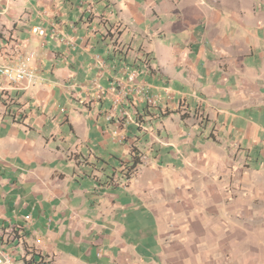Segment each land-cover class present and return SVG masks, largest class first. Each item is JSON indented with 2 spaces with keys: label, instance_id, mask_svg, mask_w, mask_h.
<instances>
[{
  "label": "crops",
  "instance_id": "obj_1",
  "mask_svg": "<svg viewBox=\"0 0 264 264\" xmlns=\"http://www.w3.org/2000/svg\"><path fill=\"white\" fill-rule=\"evenodd\" d=\"M64 1L0 0V63L9 61L19 51L32 50L37 54L32 81L9 84L0 76V233L14 236L7 240L12 248H7L0 239V251L14 255L16 260L26 241L42 255L53 258L51 264H210V257L200 252L206 245L166 240L179 233L173 217L163 218L165 210H175L172 202H178L175 206L180 209L177 200L180 195L190 205V199L194 201L196 197L195 191L190 194L188 189L180 194L173 187L190 184L191 178L179 174L176 165L171 164L165 167L171 172L168 178L148 180L145 173L146 177L137 178L127 186H113L110 178L116 175L117 160L122 157L110 153L107 156L93 144L97 133L104 139L117 141L112 131L117 129L121 138L133 125L128 120L132 119L131 115L125 118L127 122L120 120V114L126 115L127 110L113 107L109 97L96 96V85L108 86L113 77L121 75L123 63L130 64L129 56L116 52L109 38L99 32L96 25L103 24L96 18L106 16L113 25L118 11L117 18L129 20L128 30L121 32L118 42L127 39L128 31L166 32V24L160 23L163 19L173 25L175 36L168 44L169 57L163 64L157 60L159 80L154 84L159 88L147 84L160 95L171 91L174 101L168 97L157 109L162 111L186 99V104L202 107L201 111L209 115L207 127L212 123L219 127L216 139L223 142V127L231 126L230 132L236 131L231 135L233 145L243 140L249 145L258 137L255 133L253 136L246 132L247 137L237 133L239 126L235 127V123L240 122V110L257 111L254 99L258 94L262 96L264 19L255 18V5H200L197 0H194L197 5H163L167 4L165 0H94L92 5L79 0ZM61 5L69 13L77 10L80 25L77 21L73 25L67 22L61 25L58 11ZM139 14L147 20L141 22L137 18ZM36 25L46 27L47 34L33 33L31 28ZM52 27L57 33H51ZM79 28L86 29V33L81 34ZM165 32L156 37L165 38ZM94 40L105 48L107 60L92 54ZM77 49L82 55L87 49L90 51L94 61L90 69L72 54ZM90 70L96 71V75L88 76ZM81 78L88 81L81 85L77 83ZM140 80L145 82L143 78ZM78 88L85 95H95V98L86 95L81 102L82 110L89 112L83 117L77 113L81 110ZM60 97L77 104L71 115L65 114ZM137 103L134 102L139 117L152 113ZM95 109L97 113L92 114ZM99 120H103V126ZM92 121L95 123L90 124ZM118 121H122L123 127L118 126ZM154 123L163 128L161 137L170 132V141L175 146H185L186 142L184 152L198 153L193 129L182 142H177L183 132L180 124L174 126L167 118ZM255 125V121L249 122L250 128ZM140 129L136 127L133 131L136 141L142 136L152 138L153 131ZM160 155L156 157L159 159ZM192 158L185 168L194 174L197 164ZM146 211L154 213L155 237L150 244L146 237L148 224L144 222ZM193 214L194 209L190 217ZM42 227L46 237L41 235ZM31 234L47 242H35L36 236L34 241L30 240Z\"/></svg>",
  "mask_w": 264,
  "mask_h": 264
},
{
  "label": "rangeland",
  "instance_id": "obj_2",
  "mask_svg": "<svg viewBox=\"0 0 264 264\" xmlns=\"http://www.w3.org/2000/svg\"><path fill=\"white\" fill-rule=\"evenodd\" d=\"M59 1H63V3L65 2L64 0ZM79 1L84 4L88 3V5H92L94 2V0ZM165 1H167V4L165 3L163 5H197L194 0H175L173 3L170 0ZM197 1L200 5H255V7H257L256 9L254 8V12H257L254 13L255 18L261 20L264 19V0ZM57 3L59 4V2ZM109 3L106 4L109 5ZM58 11L61 15V25H64L65 22L72 25L76 21L77 24L80 23L76 9L69 13L68 11L66 12V9L64 10V5H61L60 10ZM118 14L119 12L117 11L116 15ZM116 15L113 17V19H116L113 20L115 21L113 25L108 22L106 16L99 15L96 19L103 25L100 26L97 23L96 27H99V32H101L102 35L109 38L111 44L115 46L114 48L116 52H123L125 55L129 56V65L138 68L140 79L143 78L146 83L159 88L154 84L159 80L156 77V73L159 71L157 60L162 64L166 63V60L169 57L168 44L170 38L175 36V32L173 31L174 26L167 24V22H163L165 21L163 19L160 23L166 24V32L160 31L159 33L152 34L141 31L136 33L128 31L126 34L128 35L127 39L118 42L121 32L128 30L127 27L129 26V20L126 18H117ZM92 18L93 17H91V19ZM137 18L141 22L147 20V17H143V15L140 14L137 15ZM91 28L92 27L90 26L89 29ZM79 31L81 34L86 33V29L83 28H79ZM163 32L166 33L165 38L156 37L157 34L160 36ZM153 37L155 38L153 39ZM92 42L95 46V49L93 50L94 53L92 54L101 55V57L107 60V52L105 53L104 51L105 48L100 44L97 45L95 40ZM79 50L80 49L73 51L72 54L76 55L77 61L83 62L84 66L86 67L87 65L90 69V66L94 63L92 57H90L91 55H89L90 51L87 49L84 55H82L79 54ZM117 66L120 65L117 64ZM87 75L90 77L95 76L96 71L90 70L87 72ZM78 81L79 82L77 83L83 85L84 82L86 83L88 80H86V78H81ZM149 89V93L156 96L158 90L153 89V86L152 89ZM261 89L260 92L262 96L258 94L254 99L255 105L258 107L257 111L253 109L240 110V122L235 123V127L239 126V131L237 133H240L243 136H245L246 132L253 134V136L254 133L255 135H258L255 139H252V142H249V145H246L247 143L245 140L239 143L238 141H235L234 145L232 144L234 139L231 138V135L236 131L232 130V132H230L231 126L230 128L226 127V129L223 127V142L216 139V136L220 132L219 127L213 123L211 126L207 127L210 121L209 115L206 114L205 111H201L202 107L196 105L194 107L186 104V99L184 102H180V104L175 103L174 105L167 106L166 109L163 108L162 111H159L157 109L158 105H162L166 98L169 97V99L174 101L173 93L169 90L166 92L167 95H164V93L161 92L162 95H160L159 100L157 98L153 105H147L145 102L137 103L139 104V107L142 108L146 106L147 110H151L152 113H149L152 116L149 114L148 116L142 114L143 116L141 115L142 117H139V110H136L135 104L126 105L127 113L126 115L120 114V120L128 118V116L131 115L132 119L128 120L133 125L129 128L124 137L120 138L117 133L118 130L115 129L112 131V134H115L117 141H114L113 138L104 139L102 134L97 133L95 142H93V144L95 143V145H97V149L105 151V155L108 156V153H110L112 156L122 157L117 160L119 168L116 170V175H112L110 178L113 186L118 184L121 186H127L131 181H134L137 178L146 177V175L148 180L150 178H168V176H171V172L168 173L167 168L165 167L170 166L171 164L176 165L179 169V174L191 178L192 181L190 184H180L179 186L173 187L175 188V191L177 190L180 194L187 193L188 189L190 190V194L192 191H195L196 197L194 198V201L190 199V205L184 201L182 198L183 195H180L181 198L177 197L180 209L176 208L178 202H172L175 210L171 212H168L169 209L165 210L166 213H163V218L170 217L172 219L173 217L174 222L176 220V229L179 233V235L168 237L166 240H176L181 244L191 242L192 244L197 243L206 245V248L201 249L200 252L205 254V256L210 257V264H264V88L262 87ZM76 93L81 99L78 107H81V102L86 95L90 98H95L94 93L85 95L79 88L76 89ZM253 93L254 91H251V94ZM60 99L62 98L60 97ZM61 102L62 106L65 108V114L71 115V110L74 109L77 104L65 102L63 99ZM132 106L135 111L132 109ZM97 111L98 110L95 109L94 111H91V113L94 114L97 113ZM79 112L82 117L89 114L87 110H82V107L80 111H77V113ZM162 118L172 120L174 126H178L179 124L182 126L183 132L180 134L181 136H179L180 138L177 142H182L183 138L188 136V131L193 129L196 134L195 149L198 153L188 155L184 152V149L187 150L186 142H184L185 146H182L181 144L175 146V143L170 141V132H166L165 134L167 135H162L161 137V129L163 128L156 126L154 121H158ZM126 120L127 119H125V121ZM250 121H255L258 126L255 125L254 128H250ZM97 122L103 126V120ZM89 123L94 124L95 122L92 121ZM231 123L232 122H229L228 124ZM117 124L120 128L123 127L122 121H118ZM151 125L155 126L151 128ZM134 127H137L138 129L142 128L140 130H149V132L153 131L152 138L150 136H142L136 141L133 137V131L135 130ZM67 129L69 130L68 126ZM125 131L126 128L121 131V135ZM100 142H102V144H100ZM236 143H238V146L235 145ZM177 147L181 152L177 151ZM222 149L223 152H221ZM164 151H167V153ZM162 152L164 153L163 155ZM208 152L211 155H209ZM158 154H161L159 159L156 157ZM191 155L192 157L195 155V158H192ZM133 157H136L139 162H131ZM191 158L196 160L197 164L196 170L193 171L194 174H192L191 170L185 168L186 164H190L189 162L191 161ZM212 158H215V160L210 163ZM206 162L211 165L208 166ZM156 167L159 170L156 169ZM204 193L207 195L204 196ZM153 196L154 194L151 195V197ZM175 198L176 197L171 200H174ZM164 202L169 205L168 201ZM193 209L194 217H190ZM144 215V222L145 224H148L149 228V234L146 235V237L148 236L147 238H149L150 244L154 242L153 237H155L153 235L155 232L154 213L152 211H146L144 212ZM40 231L41 235L46 237L44 236L43 227ZM7 233L8 232L0 233V239L3 244L8 246H6L7 248H12L13 245H8L7 240L13 239L14 236L12 233ZM29 236L30 240H33V236H36L35 242L37 243L47 242V240L42 241L37 239V235L35 234ZM202 238H204V241L201 240ZM23 243L21 246L22 248L18 250L15 256L17 260L16 264H25V261H30V264H37L34 263L31 254L27 255L25 251H32L35 254L41 255L44 264L52 263L53 258L49 255H42L39 252V249L35 248L31 242L24 241ZM26 248H28V250ZM36 261H39L38 258H36Z\"/></svg>",
  "mask_w": 264,
  "mask_h": 264
},
{
  "label": "built area",
  "instance_id": "obj_3",
  "mask_svg": "<svg viewBox=\"0 0 264 264\" xmlns=\"http://www.w3.org/2000/svg\"><path fill=\"white\" fill-rule=\"evenodd\" d=\"M47 28L36 25L31 28L33 33L40 36L47 34ZM51 33H57L56 28L50 29ZM37 54L35 51H19L9 61L0 63V76L9 84H16L23 81H32L34 78V62ZM116 68L115 65H111ZM121 75L113 77L110 84L106 87L96 85V96L98 98L109 97L113 107H121V110H126V105H134V102H145L147 105L155 104L159 100L160 93L153 96L149 93L150 85L143 82L139 78V70L134 66L123 63ZM129 117V116H128ZM111 116L108 115V119ZM0 264H13V256L6 251H0Z\"/></svg>",
  "mask_w": 264,
  "mask_h": 264
},
{
  "label": "trees",
  "instance_id": "obj_4",
  "mask_svg": "<svg viewBox=\"0 0 264 264\" xmlns=\"http://www.w3.org/2000/svg\"><path fill=\"white\" fill-rule=\"evenodd\" d=\"M132 156V155H131ZM134 160V161H133ZM133 160H131V162H133V163H137V162H139L138 161V159H136V157H133ZM28 250V249H27ZM26 254L27 255H29V254H31V256L33 257V259H34V263H37V264H44L42 261H43V258H42V256L41 255H39V254H35L34 252H30V251H26ZM36 257L37 258H39V261L37 262L36 261ZM25 261V260H24ZM25 264H30V261H25Z\"/></svg>",
  "mask_w": 264,
  "mask_h": 264
},
{
  "label": "bare ground",
  "instance_id": "obj_5",
  "mask_svg": "<svg viewBox=\"0 0 264 264\" xmlns=\"http://www.w3.org/2000/svg\"><path fill=\"white\" fill-rule=\"evenodd\" d=\"M13 264H16V260L13 258Z\"/></svg>",
  "mask_w": 264,
  "mask_h": 264
}]
</instances>
